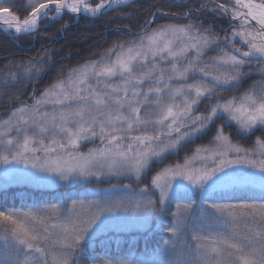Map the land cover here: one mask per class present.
<instances>
[{"label":"snow or ice","instance_id":"obj_1","mask_svg":"<svg viewBox=\"0 0 264 264\" xmlns=\"http://www.w3.org/2000/svg\"><path fill=\"white\" fill-rule=\"evenodd\" d=\"M132 2L27 0L21 19L15 0H0V32L31 35L43 20ZM211 3L184 12L183 23L152 27L153 17L133 39L33 86L27 101L20 94L50 70L49 52L0 69V104L19 101L0 117L6 181L110 185L96 200L0 209V264H264V0ZM194 11L227 18V28ZM168 216L150 259L88 254L101 233Z\"/></svg>","mask_w":264,"mask_h":264},{"label":"trees","instance_id":"obj_2","mask_svg":"<svg viewBox=\"0 0 264 264\" xmlns=\"http://www.w3.org/2000/svg\"><path fill=\"white\" fill-rule=\"evenodd\" d=\"M93 0V5L97 4ZM204 2L208 7H212L211 0H185L183 4L180 0H135L129 6L119 7L103 13L95 18L79 17L65 14L62 18L55 20L47 19L40 23L38 32L31 35H7L0 32V69L10 62H22L31 58H37L47 50L53 63L50 70L45 69L47 74L42 79L33 84H29L26 90L20 94L19 101H27L32 92L33 86L38 91L43 90L55 77L56 73L63 68L66 72L68 68L82 64L86 60L96 59L106 49L116 42L131 40L135 34L149 20L152 27L157 24H167L172 22L183 23L181 19L184 12L190 8L197 9ZM217 3L221 0H216ZM224 2H227L224 0ZM27 0H15L13 13L18 14L21 19L26 15ZM193 19H200L206 25L212 24L218 30L227 28V18L213 16L211 12H193ZM213 54L214 53H210ZM258 67V66H253ZM259 76L253 75L244 84L247 88ZM24 88L23 85L19 86ZM243 89H241L242 91ZM11 95V94H10ZM223 95H228L223 93ZM5 100L8 97H4ZM14 97L9 103L0 104V117H6L10 107L19 103ZM230 131V130H228ZM259 135V133H257ZM211 138L208 136L198 139L195 143L188 144L183 148L178 156L170 157L165 163H174L177 159L183 160L186 153L190 154L199 144H205ZM247 144L248 141H241ZM88 144L85 147H91ZM123 183H129L124 180ZM108 183L84 184L75 183L62 186L59 189L31 188L29 186H10L0 190V209L8 207H20L33 201H66L70 203L72 199L96 200L102 198L101 189H107ZM252 191L259 193L258 187H253ZM175 208V204L172 205ZM171 223V216L163 220L153 219L149 226L143 230L118 231L109 230L98 235V240L88 250V254L95 259L104 257L105 259L121 261H137L150 259L154 251L163 245V240L168 233L165 224Z\"/></svg>","mask_w":264,"mask_h":264},{"label":"rangeland","instance_id":"obj_3","mask_svg":"<svg viewBox=\"0 0 264 264\" xmlns=\"http://www.w3.org/2000/svg\"><path fill=\"white\" fill-rule=\"evenodd\" d=\"M134 1V0H133ZM95 6V5H94ZM122 7V6H120ZM116 8V7H115ZM52 15H55L54 13ZM83 17H91V15L89 14H85V15H81ZM97 17V16H96ZM95 18V17H94ZM90 145V144H89ZM82 151H86L85 150V147L81 149ZM17 167H23L22 165L21 166H17ZM72 185V184H70ZM10 186H20V187H26V186H29L31 188H43V189H59L60 187L62 186H68V185H63V184H60V185H57V186H43V185H40V186H37V185H34V184H30V183H23V182H10V181H6V178H5V175H4V170L2 167H0V190H3V189H6ZM143 230V229H146V228H138V227H135V226H129L127 227L126 229H112V230H115L116 232L118 231H131V230ZM107 232V231H106ZM105 233V232H104ZM107 234V233H105Z\"/></svg>","mask_w":264,"mask_h":264},{"label":"water","instance_id":"obj_4","mask_svg":"<svg viewBox=\"0 0 264 264\" xmlns=\"http://www.w3.org/2000/svg\"><path fill=\"white\" fill-rule=\"evenodd\" d=\"M114 8H115V7H114ZM107 11H108V10H107ZM102 12L104 13V12H106V11L102 10ZM69 14H72V13H69ZM75 15H77V14H75ZM81 15H85V14L81 13V14H79V15H77V16H81Z\"/></svg>","mask_w":264,"mask_h":264}]
</instances>
